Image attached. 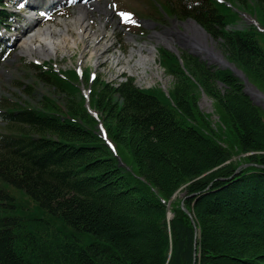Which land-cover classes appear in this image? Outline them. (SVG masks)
I'll return each mask as SVG.
<instances>
[{
	"label": "trees",
	"instance_id": "trees-1",
	"mask_svg": "<svg viewBox=\"0 0 264 264\" xmlns=\"http://www.w3.org/2000/svg\"><path fill=\"white\" fill-rule=\"evenodd\" d=\"M159 1L264 94V0ZM243 8L257 24L236 27ZM181 60L161 50L169 95L49 62L0 93V264H264V108L230 68Z\"/></svg>",
	"mask_w": 264,
	"mask_h": 264
},
{
	"label": "rangeland",
	"instance_id": "rangeland-1",
	"mask_svg": "<svg viewBox=\"0 0 264 264\" xmlns=\"http://www.w3.org/2000/svg\"><path fill=\"white\" fill-rule=\"evenodd\" d=\"M112 2L116 3L113 5V8L119 15L121 11L132 13L131 18L128 20L120 15L124 27L127 28L129 32L123 31L122 28H118L115 31L116 40L122 41L121 43L117 41L122 47L119 48L115 40H111L110 44L101 40L99 43H108L107 47L103 48L100 52H94L90 50L93 45H90L88 41H78L80 38L83 39L86 32V30H84V34L81 37L80 26L85 29L90 27L91 29L98 24L97 18L100 17L101 20L104 21L106 12L97 18H94L93 15L91 17V19L94 18L95 20V22H93L88 20L90 19L88 14L87 18L82 20L84 16H86L83 10L79 11L80 17H76L78 14L76 16L74 15V8L59 11L51 20L42 21L38 28H30L32 33L25 35L21 34L20 30L14 31L17 33V37H24L23 39L21 38V40L18 39L12 46L11 53L0 61V93L9 95L16 91L20 92V85L15 84L13 81L15 78H20L29 84H33L35 78L32 80L31 78L29 79L28 76L34 75V73L29 71H32V69L28 68L27 65L34 61H38L40 64L49 62L57 70L60 69L61 71H66L73 67L78 68L79 65L82 66L83 70L86 68H91L92 70L96 69L95 74H101L105 80L113 82L114 84L116 82L126 81L128 78H133L138 87L146 89L161 88L166 95H169L167 90L170 89L174 77L172 74H169L166 68L161 64V50L172 53L180 62H182V51H187L191 54H193V51L201 56L208 64L217 65L218 67H220V65L223 66L219 58L220 56H222L223 59L226 58L219 47V41L209 35V37H207V49L203 48V43L200 44V42L203 41L197 38L195 39L198 42L192 41V33L188 30L189 24L186 22V19L181 20L179 17L167 14L165 11L163 12V17L160 14L155 17L153 15L154 9L149 0H115ZM151 2L155 5L158 0H155L156 3L153 1ZM157 5H159V3H157ZM239 14L240 17L236 22V27L257 24L255 16H253L249 10L243 8L239 11ZM59 17L64 18L65 22H61L64 21V19L60 21L58 19ZM72 18L74 19L72 20ZM106 19H108V17ZM133 20L136 22L133 23ZM180 21L185 23H181ZM25 23H28V21H25ZM146 24L149 26L156 25L158 30L155 29L157 31L154 33L150 28L145 29ZM13 25L16 26L17 23H13ZM47 26L50 27V34L42 35L41 37L44 36L47 39L54 40L55 52L53 53H50L49 49L46 48V43L40 40V37H37L40 35L33 37V39H31L32 43L30 41V45H27L28 37L32 35L34 31L42 28L45 29ZM169 26H173V28L170 29H173L175 33L173 32V35L169 34L160 38V34L158 35V33L161 32L162 28L166 29ZM119 30H121V32H119ZM61 31H65V33ZM131 34L138 35V37L135 36V39L130 37V40H128V35ZM180 36L182 38H180ZM58 40H61V42H58ZM259 40L264 48V36L260 35ZM38 44L43 46L42 49H37L35 47ZM153 47L154 52H152ZM141 56H145L148 59L141 62ZM81 58L83 61H81ZM94 66H96V68H94ZM85 87L86 86L81 84V89H84V93L88 91V88ZM37 89L41 91L40 87ZM248 89L255 95V99L259 100L260 105L264 108V99L260 98L262 96H260L259 92L250 84L248 85ZM199 105L204 112L211 115L213 123L218 121L213 102L204 93L199 101ZM183 193V191H180L177 196L182 197ZM177 196L175 195L174 197L176 198Z\"/></svg>",
	"mask_w": 264,
	"mask_h": 264
},
{
	"label": "bare ground",
	"instance_id": "bare-ground-1",
	"mask_svg": "<svg viewBox=\"0 0 264 264\" xmlns=\"http://www.w3.org/2000/svg\"><path fill=\"white\" fill-rule=\"evenodd\" d=\"M80 10H82V9H80ZM79 10V11H80ZM84 12V11H83ZM86 14V16H84V18L82 19V20H84L85 18H87V13H85ZM105 16H106V18L108 17V13H106L105 14ZM76 17H80L79 16V13H78V15L76 16ZM104 19V21L103 20H101V18L99 17V18H97L98 19V24L96 25V26H94V27H92L91 25V29H90V27H88L87 29H85V28H83V27H81L80 26V35H81V37H82V35L84 34V30H86V32H85V34H84V37H83V39L82 38H80V39H78V41H88V43L90 44V45H93V47L92 48H90V50H92V51H94V52H100L103 48H105V47H107V45H108V43L110 44V42H111V40H112V34H113V32L110 30V29H108V30H106V29H103L101 32H100V29L103 27V23H105L106 21H108L107 19ZM74 18H72V20H73ZM88 20H90V21H93V22H95V20H94V18L93 19H88ZM85 24V23H84ZM94 24V23H93ZM189 25H188V30L192 33V38H191V40L192 41H195V42H198L195 38H197L198 40H201V41H203V42H200V44H202L203 43V45H204V47H205V49H207L208 48V38L207 37H209L207 34H205L203 31H202V29L201 28H199V26L197 25V24H195L194 22H189L188 23ZM75 26V25H74ZM85 26H86V24H85ZM99 26V27H98ZM98 28H99V31H98ZM50 27L49 26H47L45 29L44 28H42V29H37L36 31H34V33L32 34V35H30L29 37H28V41H27V45L29 46L30 44H29V42L31 41V39H33V37H35L36 35H40V36H37V37H40V40H43L45 43H46V48H48L49 49V52L50 53H53V52H55V44H54V40H51V39H47V38H45L44 36L43 37H41L42 35H49L50 34ZM88 30H89V32H88ZM94 32V33H92V32ZM60 32V31H59ZM62 32V31H61ZM62 33H65V31H63ZM102 36V38H99V36ZM107 37H111V39L110 40H106V39H103V38H107ZM82 39V40H81ZM101 40H104V41H106V42H108V43H99ZM61 42V40H58V42ZM205 42V43H204ZM24 43V42H23ZM31 43H32V41H31ZM207 43V44H206ZM24 46V45H23ZM200 46V45H199ZM25 47V46H24ZM37 49H42V45L41 44H38L37 46H35ZM35 47H33V48H35ZM34 50V49H33ZM150 50H151V48H150ZM27 51V50H26ZM39 51H42V50H39ZM28 52V51H27ZM152 52H154V47L152 48ZM213 53V52H212ZM28 54H30V53H28ZM213 55V54H212ZM148 58L147 57H145V56H141V59H140V61L141 62H144V61H146ZM219 60L221 61L222 60V58L220 57L219 58ZM249 85V84H248ZM260 94V93H259ZM260 96H261V94H260Z\"/></svg>",
	"mask_w": 264,
	"mask_h": 264
},
{
	"label": "water",
	"instance_id": "water-1",
	"mask_svg": "<svg viewBox=\"0 0 264 264\" xmlns=\"http://www.w3.org/2000/svg\"><path fill=\"white\" fill-rule=\"evenodd\" d=\"M189 22H194L195 24H197L198 26H199V28H201L202 29V31L205 33V34H207L208 36L210 35L205 29H204V27H202L200 24H198L195 20H193V19H188L187 20V23H189ZM203 48H205L204 47V45H203ZM192 53L194 54V55H197V56H199L197 53H194L193 51H192ZM200 58H202L201 56H199ZM221 58H222V60L220 61L221 63H223V66H221L220 65V67H222V68H226V67H229V68H231V70L233 71V73L234 74H236L237 76H239L244 82H245V85H246V90H247V93L251 96V98L254 100V102L257 104V105H260V102H259V100H256L255 98V95L248 89V84H250V82H249V80H248V78L245 76V74L241 71V70H239L238 68H236L235 66H233L227 59H223V57L222 56H220ZM203 59V58H202ZM204 60V59H203ZM210 64V63H209ZM253 86V85H252ZM259 91V90H258ZM259 93L261 94V96L262 97H260V98H263L264 99V94L262 93V92H260L259 91ZM88 101V100H87ZM87 106H88V108H90V106H89V102H87ZM91 112H93L94 114H95V111H92L91 110ZM249 165H251V164H244V165H242V166H239V168L236 170V172H235V174L234 175H237V174H239L240 173V170L242 169V167H248ZM184 203L182 202V207H183V209L191 216V218H192V221L194 222V224H195V221H194V218H193V216H192V213L190 212V211H188L185 207H184V205H183ZM170 217H172V214L171 213H169V218ZM195 227H196V224H195ZM196 230H198V228H196Z\"/></svg>",
	"mask_w": 264,
	"mask_h": 264
},
{
	"label": "flooded vegetation",
	"instance_id": "flooded-vegetation-1",
	"mask_svg": "<svg viewBox=\"0 0 264 264\" xmlns=\"http://www.w3.org/2000/svg\"><path fill=\"white\" fill-rule=\"evenodd\" d=\"M172 23V22H171ZM170 25V24H169ZM170 28H173V26H169V27H167L166 29H163L162 28V30H161V32L160 33H158V35L160 34V38L161 37H163V36H167V35H169V34H171V35H173L175 32L173 31V29H170ZM174 32V33H173ZM181 35V34H180ZM179 37V36H178ZM170 38H172V37H170ZM180 38H182L181 36H180Z\"/></svg>",
	"mask_w": 264,
	"mask_h": 264
},
{
	"label": "snow or ice",
	"instance_id": "snow-or-ice-1",
	"mask_svg": "<svg viewBox=\"0 0 264 264\" xmlns=\"http://www.w3.org/2000/svg\"><path fill=\"white\" fill-rule=\"evenodd\" d=\"M120 15L122 17H124L125 19H130L131 16H132V13H130V12H121ZM132 22L135 23L136 21L133 20Z\"/></svg>",
	"mask_w": 264,
	"mask_h": 264
}]
</instances>
